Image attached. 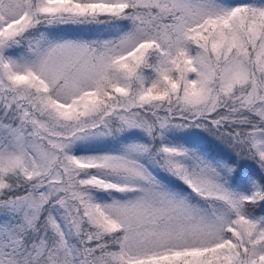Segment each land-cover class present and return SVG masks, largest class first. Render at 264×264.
<instances>
[{
  "label": "snow or ice",
  "instance_id": "snow-or-ice-1",
  "mask_svg": "<svg viewBox=\"0 0 264 264\" xmlns=\"http://www.w3.org/2000/svg\"><path fill=\"white\" fill-rule=\"evenodd\" d=\"M0 264H264V0H0Z\"/></svg>",
  "mask_w": 264,
  "mask_h": 264
}]
</instances>
